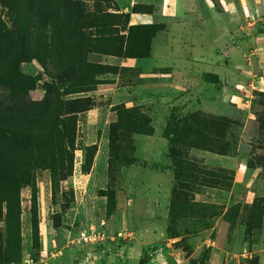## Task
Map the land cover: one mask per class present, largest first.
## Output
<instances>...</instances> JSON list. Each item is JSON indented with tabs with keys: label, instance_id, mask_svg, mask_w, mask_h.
Returning a JSON list of instances; mask_svg holds the SVG:
<instances>
[{
	"label": "rangeland",
	"instance_id": "rangeland-1",
	"mask_svg": "<svg viewBox=\"0 0 264 264\" xmlns=\"http://www.w3.org/2000/svg\"><path fill=\"white\" fill-rule=\"evenodd\" d=\"M203 6L231 12L220 0H0V71L16 70L13 88L0 82V105L22 114L44 104L50 131L47 165L38 160L19 190L21 261L0 264H264L255 206L264 204L256 161L264 144L255 142L264 133V65L257 58L226 83L182 71L190 56L160 61L164 50L193 49ZM263 21L248 27L264 33ZM136 24L163 25L145 54L130 32ZM258 43L253 56H264ZM192 116L230 125L225 134L193 125L180 138L190 167L177 184L167 126ZM4 214L5 205L1 247ZM91 225L102 240L65 246L68 232Z\"/></svg>",
	"mask_w": 264,
	"mask_h": 264
},
{
	"label": "trees",
	"instance_id": "trees-1",
	"mask_svg": "<svg viewBox=\"0 0 264 264\" xmlns=\"http://www.w3.org/2000/svg\"><path fill=\"white\" fill-rule=\"evenodd\" d=\"M162 27L163 25L160 24H136L131 26V35L136 38L134 42L136 51H141L143 54L147 53L150 40ZM75 43L74 45H76ZM77 66L80 67L81 64L75 65V67ZM14 72L16 73L15 69H1L0 82L13 88V83L16 82ZM207 75L212 77L213 80H217L215 74ZM43 105L37 104L32 111L22 114L19 111L11 110L6 106L3 108L0 105V135L9 143L8 146H4L0 142V212L3 205H5V235L4 246H0V263L2 261L6 263H19L21 261L19 190L22 185L30 182L31 173L35 169L38 160L44 165L48 163L43 145L45 140L49 138L50 131L43 122V114L47 112ZM261 124L264 126V121H261ZM193 125L194 127L209 126L215 130L223 131L225 134L230 123L219 118L204 119L199 116H194V118L192 116V121L183 120L180 124L167 126L168 156L174 168V174L176 175L174 179L177 184H179L180 175L183 174L187 177V173H184L183 170L190 167L186 162L180 160L184 152L180 151L178 142L184 135H190L188 132ZM255 142L258 145L264 144V133L259 134ZM256 161L261 163L264 168L263 154L258 156ZM254 164H256L255 161L248 160V166H254ZM34 197L35 193H33ZM255 206L257 211L262 214V219H264V204L262 206L256 204ZM34 236L37 239L35 234Z\"/></svg>",
	"mask_w": 264,
	"mask_h": 264
},
{
	"label": "crops",
	"instance_id": "crops-1",
	"mask_svg": "<svg viewBox=\"0 0 264 264\" xmlns=\"http://www.w3.org/2000/svg\"><path fill=\"white\" fill-rule=\"evenodd\" d=\"M220 1L224 6L230 7V14L221 16V14L213 8L209 9L206 6H203V10L197 13V15L193 18V20H195L198 25L203 26L201 29L199 28L196 30L197 36L199 37H193V39H191L196 42V45H194L193 49L189 51L177 49L173 52H169L170 49L169 51L164 50V52L160 55L161 62L165 63L166 60H174V62L177 63L179 61L178 57H183V55L190 56L192 57V59H186L182 61V71H188V69H190V74H199L200 77L201 74H215L218 76V81H224L226 83H229L228 73L235 74L236 72H238V69H240L241 72H247L248 70L253 71V67H255L253 66V62H255L257 58L259 60L258 62L260 63V67H263L264 56L253 55H255V52L259 50L258 47L260 46L258 42L264 41V33L255 32V29H253V27L250 28L248 26L256 25V22H261L264 20L262 14V10H264V0L262 1L263 3L260 2V0ZM216 25L218 26L217 30H215ZM199 30L201 31L199 32ZM216 31L221 32V35L218 36V38H215ZM193 33L195 32L193 31ZM218 39L219 41L224 42V48L218 52H215V49H212L211 45ZM251 47H254V49H250ZM248 50H250L249 53H247ZM216 56L221 57L227 63L224 65H221L220 63L217 64L218 61L215 60ZM253 59L255 60L253 61ZM210 79L213 80L212 78ZM234 79H236V75L234 76ZM211 80H209V82ZM209 82L204 81L203 86L205 87ZM192 83L194 82H190V84ZM194 85L195 84H193L192 86ZM169 88H173L176 92H178L183 90L184 86L183 84L179 85L177 82H174L173 84H170ZM215 156H219L221 158L226 157L222 155ZM226 161L227 160H220L221 165L226 166ZM227 166L232 167L231 165ZM78 234L76 236H72L71 232H68L65 239V246L68 247L72 246L73 244L79 243L76 241ZM132 252L135 253L134 250H132ZM59 254H61L60 251L56 253V255Z\"/></svg>",
	"mask_w": 264,
	"mask_h": 264
},
{
	"label": "built area",
	"instance_id": "built-area-1",
	"mask_svg": "<svg viewBox=\"0 0 264 264\" xmlns=\"http://www.w3.org/2000/svg\"><path fill=\"white\" fill-rule=\"evenodd\" d=\"M119 235H121V233H119ZM103 238V232L100 231L99 228H96L95 226L91 225L88 228L82 229L79 232L76 241L79 243H88L92 241L102 240Z\"/></svg>",
	"mask_w": 264,
	"mask_h": 264
}]
</instances>
